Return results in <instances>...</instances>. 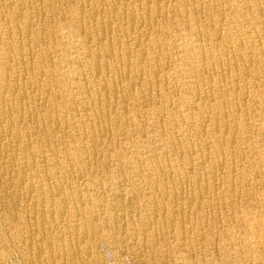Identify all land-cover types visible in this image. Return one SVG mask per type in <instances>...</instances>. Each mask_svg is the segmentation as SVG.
Returning <instances> with one entry per match:
<instances>
[{
  "label": "bare ground",
  "instance_id": "1",
  "mask_svg": "<svg viewBox=\"0 0 264 264\" xmlns=\"http://www.w3.org/2000/svg\"><path fill=\"white\" fill-rule=\"evenodd\" d=\"M1 192L24 264H264V0H0Z\"/></svg>",
  "mask_w": 264,
  "mask_h": 264
},
{
  "label": "rangeland",
  "instance_id": "2",
  "mask_svg": "<svg viewBox=\"0 0 264 264\" xmlns=\"http://www.w3.org/2000/svg\"><path fill=\"white\" fill-rule=\"evenodd\" d=\"M0 194H2V192ZM3 196L6 199L4 202L5 205L0 204V236L1 239H3V241L1 240L0 247H2L3 244H6V246H8V249L5 252L7 256L2 259V262L0 264H24L23 259L17 253L15 243L10 239V235H8L7 227L4 223V218L6 216H9L11 213L12 209L10 206L12 204L11 202H13V197L11 196V194ZM93 245L95 249L93 250L92 254L94 258H96L95 264H173L171 261L161 260L154 254H149L146 261H144L143 263H137V261L133 259L130 254L121 252L119 249H116L102 236L94 239ZM169 247H173V244H169ZM2 253L4 252L0 249V255Z\"/></svg>",
  "mask_w": 264,
  "mask_h": 264
}]
</instances>
